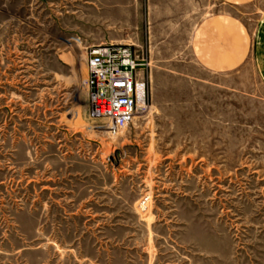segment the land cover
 <instances>
[{
  "label": "rangeland",
  "instance_id": "obj_1",
  "mask_svg": "<svg viewBox=\"0 0 264 264\" xmlns=\"http://www.w3.org/2000/svg\"><path fill=\"white\" fill-rule=\"evenodd\" d=\"M222 7L0 0V264H264V85L191 50ZM104 41L145 87L122 126L90 102Z\"/></svg>",
  "mask_w": 264,
  "mask_h": 264
},
{
  "label": "crops",
  "instance_id": "obj_2",
  "mask_svg": "<svg viewBox=\"0 0 264 264\" xmlns=\"http://www.w3.org/2000/svg\"><path fill=\"white\" fill-rule=\"evenodd\" d=\"M195 26L191 50L206 70L226 72L247 60L264 85V0H222Z\"/></svg>",
  "mask_w": 264,
  "mask_h": 264
},
{
  "label": "built area",
  "instance_id": "obj_3",
  "mask_svg": "<svg viewBox=\"0 0 264 264\" xmlns=\"http://www.w3.org/2000/svg\"><path fill=\"white\" fill-rule=\"evenodd\" d=\"M87 54L93 110L118 126L126 125L134 117L138 106L145 103V87L137 80L139 62L132 46L104 41L90 45ZM147 199L144 197L141 204Z\"/></svg>",
  "mask_w": 264,
  "mask_h": 264
},
{
  "label": "bare ground",
  "instance_id": "obj_4",
  "mask_svg": "<svg viewBox=\"0 0 264 264\" xmlns=\"http://www.w3.org/2000/svg\"><path fill=\"white\" fill-rule=\"evenodd\" d=\"M141 101H142L141 104H143V100L142 99H141Z\"/></svg>",
  "mask_w": 264,
  "mask_h": 264
}]
</instances>
